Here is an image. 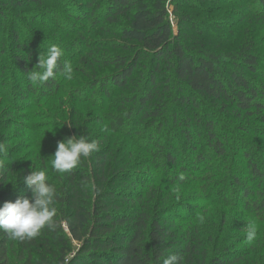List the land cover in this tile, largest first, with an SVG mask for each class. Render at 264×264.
<instances>
[{
  "label": "trees",
  "instance_id": "obj_1",
  "mask_svg": "<svg viewBox=\"0 0 264 264\" xmlns=\"http://www.w3.org/2000/svg\"><path fill=\"white\" fill-rule=\"evenodd\" d=\"M228 1L108 0V21L125 19L127 24L116 33L120 38L116 49L124 53L105 61L116 72L111 82L103 80L101 86L106 94L109 83L124 92L118 110H124L132 124L124 133L112 126L107 113L111 107L106 104L99 112L100 127L94 125L88 131L81 124L74 126L77 139L88 134L89 141L99 143V151L90 155L93 166L89 157L82 158L65 173L66 187L54 198L53 226L45 227L35 238L18 240V264H163L173 254L177 264H234L243 259L227 241L203 254L201 228L192 226L207 209L228 203L264 221V59L263 43L257 41L264 29V12H253L249 27L237 30L241 23H232L236 31L229 32L225 27L229 24L210 25L214 22L211 17L223 16ZM260 2L264 6V0ZM34 5L43 2L0 0V19L6 16L2 6ZM92 21L99 19L95 16ZM13 35L18 42V31ZM27 46H22L26 56L13 58L24 80L39 58ZM85 75L87 86L99 85L96 77ZM59 83L56 77L50 78L38 90V84L29 79L24 82L26 92L38 90L31 103L44 109L53 107L50 102L57 96L46 102L44 89L55 94ZM70 96L75 104L87 101L75 93ZM174 103H179L176 108ZM239 122L255 126L250 130ZM219 128L226 130L224 138L219 136ZM117 131L124 134L128 145L136 144L150 158L135 157L134 149L126 151L122 146L114 153V139L109 138ZM231 134L249 143L241 148L242 153H232L225 146L232 140ZM230 154L243 159L248 174L233 171L229 165L226 171ZM7 180L8 173L0 180V207L22 196L31 197L32 190L25 185L3 188ZM227 183L231 191L225 187ZM187 187L199 189L208 202L188 205L189 216H182L172 208L201 197ZM230 192L233 197L227 198ZM224 209L221 220L226 218ZM13 240L0 231V264H14Z\"/></svg>",
  "mask_w": 264,
  "mask_h": 264
},
{
  "label": "rangeland",
  "instance_id": "obj_2",
  "mask_svg": "<svg viewBox=\"0 0 264 264\" xmlns=\"http://www.w3.org/2000/svg\"><path fill=\"white\" fill-rule=\"evenodd\" d=\"M41 1L43 2L41 6L34 5L25 8L2 6L6 16L0 19V144L5 146V151L0 154V160L3 161L8 169V180L3 188L14 187L11 182H15L17 179L18 182L14 189L20 185L23 186L25 184L22 177L30 174L32 170H42L46 173L47 181L56 189L57 193L61 187H66L65 173H59L52 168V156L57 149L58 142L76 136L74 126H80L81 124L88 131L94 125L100 127L99 112L101 113L106 104L111 107L107 113L112 126L120 128V131L124 133L125 128L132 124V120L129 121L130 119L124 117V110H118V107L122 106L120 100L124 92L117 90L113 85L109 86L111 85L109 83V94H106L101 86L103 80L111 82L109 79L116 72L115 67L107 63L110 56L124 53L122 50L116 49L115 43L120 41L116 33L122 27H125L127 23L125 19L115 23L108 21L105 13L108 0ZM260 3V0H229L228 4L223 7V16L218 19L216 18L218 16L213 15L214 17L211 18L214 22H211L210 25H214V23H219V25L229 24V26L225 25V27H228L229 32L232 29L235 31L237 29L236 24L233 25L232 23H241L237 30L246 28V26L249 27L250 24L248 22H252V15H255L253 12H261V14L264 12V6ZM203 15L205 14L202 13L201 16ZM95 16L98 17L99 21L93 23L92 19ZM173 19L176 21L177 18L173 16ZM207 27L209 26L207 25ZM215 30L218 29L215 28ZM15 31H18L20 35V38L17 39L18 42H16V37L13 35ZM258 34L262 35L257 40L258 43L264 44V42H261L262 38L264 40V29L262 33ZM212 35H216V33H212ZM243 36H246V32L243 33ZM244 39V37L240 39L238 43L240 46L243 44ZM231 42L232 40L229 42L230 45ZM263 44L261 47L264 59ZM27 45L32 46L33 51L39 53V55L40 53H46L51 45L58 46L62 51L58 64L62 65L66 62L73 69L70 79L62 71L56 74L55 77L60 82V90L57 93L51 94L53 92L52 89H44L46 102L54 95H57L55 97L56 101L51 100L50 102L51 105L54 103L51 108L45 107L44 109L31 103L38 96L39 87L42 86L43 88L45 85L38 84L36 92H28V90L26 92L24 82H26V79L28 80V75L24 74V80L22 78V70L17 67L15 60H13L16 54L27 55V50L22 48V46L24 48L28 47ZM84 73L96 77L99 80V85L93 89L87 86L86 81L88 80L86 79L88 78H86V75L84 76ZM106 77L109 78L107 79ZM19 83L23 85L20 88L18 86ZM92 92L94 95H92ZM70 93H75L77 97L85 98L87 101H80L75 104ZM127 93L130 95L129 92ZM21 100L24 102H21ZM17 103L21 105L20 108H18L19 105H15ZM178 104L174 103L173 107L176 108L175 105ZM237 124L246 125L250 130L255 126L254 124L250 125L249 122H239ZM231 131L233 130L231 129ZM217 132L221 138L226 136V130L223 131L219 128ZM238 133L240 134V132ZM229 137L232 140L226 142L225 146L232 153H235V151L236 153H242L241 148L243 149L249 144L245 141H240V139L237 140L238 136L236 134H231ZM86 138H88V134H86ZM109 139H114V153L118 147L122 146L126 151L134 149L135 157L138 155L150 158V154L145 155L136 144L130 143L128 145L124 141V134L118 131L115 133L114 138ZM107 141L109 140L105 142ZM105 142L103 146H105ZM152 144L153 142H149V145ZM138 150L140 153L137 152ZM205 151L210 153L206 149ZM89 159L92 167L93 158L89 156ZM228 165L229 169L232 167L233 171L243 170V174H248L247 165L243 163L241 157H235V155L230 154L228 163L225 164L226 171ZM49 170L51 173H49ZM1 179L2 177H0ZM226 185L227 190L231 191L232 186L228 183ZM187 188L190 191L194 189L197 194L200 193L201 197L191 198L193 200L188 202L187 206H174L172 208L174 211L180 212L182 216H189L191 211L188 205L193 207L198 203L203 205L201 200H208L207 198L205 199L199 189ZM162 191L160 190V192ZM232 197L233 193L227 194V198ZM223 205H219L220 207L215 205L213 209H207L206 212H203L193 220L192 226L201 228L203 235L202 253L204 254L206 251L211 253L218 243L221 245L227 241L232 251L237 249L236 251L239 250L243 256L242 260L234 264H264V221L255 220L233 203ZM221 209H224L226 213L224 220H221V216H223ZM191 210H193L192 207ZM249 226H253L257 230L256 237L251 243L246 239ZM227 234L228 239L226 238ZM17 242L18 240H13L11 257L14 264H18L17 257L20 254ZM38 260L39 257L37 255L34 261Z\"/></svg>",
  "mask_w": 264,
  "mask_h": 264
},
{
  "label": "clouds",
  "instance_id": "obj_3",
  "mask_svg": "<svg viewBox=\"0 0 264 264\" xmlns=\"http://www.w3.org/2000/svg\"><path fill=\"white\" fill-rule=\"evenodd\" d=\"M62 56L61 49L51 45L46 53H40L38 63L27 72L28 79L32 84H44L50 78H55L57 70L62 71L67 78H71L73 71L68 63L58 64ZM58 142L57 149L52 156V168L59 173H68L76 168L82 158L99 151V143L96 140L89 141L80 135ZM5 146L0 144V154L4 153ZM8 169L0 160V177L7 175ZM23 183L32 190L31 197H19L15 202H5L0 207V231L19 241L35 238L45 227H52L56 209L53 207L56 189L47 181L44 171H31L22 177ZM18 179L11 182L15 187ZM203 219V218H201ZM257 230L249 226L246 239L253 242ZM178 257L173 254L168 256L163 264H177Z\"/></svg>",
  "mask_w": 264,
  "mask_h": 264
}]
</instances>
